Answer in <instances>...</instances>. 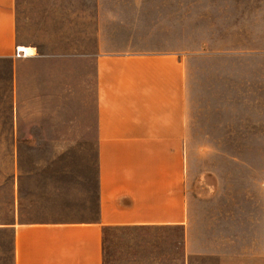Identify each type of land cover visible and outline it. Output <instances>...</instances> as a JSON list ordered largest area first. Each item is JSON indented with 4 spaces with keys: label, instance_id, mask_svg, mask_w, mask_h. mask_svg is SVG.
Segmentation results:
<instances>
[{
    "label": "crops",
    "instance_id": "crops-1",
    "mask_svg": "<svg viewBox=\"0 0 264 264\" xmlns=\"http://www.w3.org/2000/svg\"><path fill=\"white\" fill-rule=\"evenodd\" d=\"M19 2L0 0V59L13 65L12 140H90L94 153L87 154L83 189L45 202L81 209V218L23 219V169L15 157L10 215L0 217V264H105V231L122 227L183 228L186 264L217 253L191 180L180 8L176 15L175 8L88 0L63 21L56 42L47 30L23 43ZM21 46L34 52L17 57ZM63 154L56 156L86 159ZM61 171L69 174L51 175L83 176V169Z\"/></svg>",
    "mask_w": 264,
    "mask_h": 264
},
{
    "label": "rangeland",
    "instance_id": "rangeland-1",
    "mask_svg": "<svg viewBox=\"0 0 264 264\" xmlns=\"http://www.w3.org/2000/svg\"><path fill=\"white\" fill-rule=\"evenodd\" d=\"M118 1L162 13L175 8L176 15L180 8L191 180L197 182L199 217L211 219L218 249L191 256L189 264H264V0ZM87 2L20 0V40L29 43L48 30L56 42L63 21ZM46 20L47 26L40 24ZM12 72L11 60L0 59V217L10 215L16 157L23 169V219L81 218V209L45 202L55 192L83 189L87 154L94 153L90 140H12ZM62 153L86 159L56 156ZM65 168L83 169V176L64 175ZM55 170L63 176H52ZM184 237L183 228H107L105 264H186Z\"/></svg>",
    "mask_w": 264,
    "mask_h": 264
},
{
    "label": "bare ground",
    "instance_id": "bare-ground-1",
    "mask_svg": "<svg viewBox=\"0 0 264 264\" xmlns=\"http://www.w3.org/2000/svg\"><path fill=\"white\" fill-rule=\"evenodd\" d=\"M21 51H23V52H25V55L27 54H31V53H33L34 51V49H32V48H30V47H27V46H21V49H20Z\"/></svg>",
    "mask_w": 264,
    "mask_h": 264
},
{
    "label": "built area",
    "instance_id": "built-area-1",
    "mask_svg": "<svg viewBox=\"0 0 264 264\" xmlns=\"http://www.w3.org/2000/svg\"><path fill=\"white\" fill-rule=\"evenodd\" d=\"M15 56L21 57V56H26V55H25V52L20 50V47H17L15 50Z\"/></svg>",
    "mask_w": 264,
    "mask_h": 264
}]
</instances>
